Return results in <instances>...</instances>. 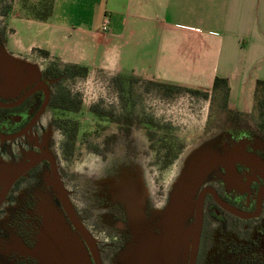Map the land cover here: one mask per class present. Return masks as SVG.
Returning a JSON list of instances; mask_svg holds the SVG:
<instances>
[{
  "label": "flooded vegetation",
  "instance_id": "obj_1",
  "mask_svg": "<svg viewBox=\"0 0 264 264\" xmlns=\"http://www.w3.org/2000/svg\"><path fill=\"white\" fill-rule=\"evenodd\" d=\"M41 67L40 73L34 68L0 72V264H41L37 251L57 226L56 218L89 264H154L142 256L141 245L163 241L170 195L164 204V190L145 199L134 216L124 199L102 193L86 172H74L73 163L79 153L89 152L105 161L118 157L129 173L142 158L149 159L150 173L156 168L165 173L180 160L184 142L173 128V143L164 142L163 131L146 129L136 115H123V108L112 122L91 115L83 127L78 119L83 111L74 114L58 105L69 79L53 66ZM75 121L79 128L71 147ZM113 126L116 131L108 134ZM257 127L231 113L216 125L208 121L203 139L222 130L215 146L228 151L238 146L250 159L201 173L193 168L187 179L196 181L192 213L175 227L194 228V234L182 242L167 235L162 251L169 255L157 264H264V131ZM138 129L145 131V150L139 148Z\"/></svg>",
  "mask_w": 264,
  "mask_h": 264
},
{
  "label": "crops",
  "instance_id": "obj_2",
  "mask_svg": "<svg viewBox=\"0 0 264 264\" xmlns=\"http://www.w3.org/2000/svg\"><path fill=\"white\" fill-rule=\"evenodd\" d=\"M19 23L27 50L89 74L208 93L227 79L234 110L252 109L264 81V0H53L49 21Z\"/></svg>",
  "mask_w": 264,
  "mask_h": 264
},
{
  "label": "rangeland",
  "instance_id": "obj_3",
  "mask_svg": "<svg viewBox=\"0 0 264 264\" xmlns=\"http://www.w3.org/2000/svg\"><path fill=\"white\" fill-rule=\"evenodd\" d=\"M42 0H0V33L4 39V45L8 52L14 56L28 60L32 64L43 67L53 66L57 62L48 61L39 50H27L22 38L17 34L21 19H33L30 7L38 5ZM12 7L10 13L5 15L6 7ZM1 44V43H0ZM60 65V64H59ZM63 67V65H60ZM134 98L136 101V117H150L151 119L170 125L179 138L184 142L186 149L180 160L165 173L157 168L150 173L147 166L149 159H141L136 171L129 173L120 164V159L110 155L105 161L89 152L79 153L74 160V172H86L100 188L102 193L113 199L111 193L118 194L119 190L128 191V183L133 182L141 185L144 189L145 198H156L161 190H164L163 199L169 197L183 175V162L188 153L207 134L208 121L216 125L226 115L222 109V98L213 91L208 93L209 98L182 92L167 96L163 91L155 87L150 81L134 77ZM63 86L71 93H77L85 97L87 103L99 101L94 106H101L106 111H112L116 115H122L123 103L120 99L119 86L116 77H107L102 74H88L86 78L65 80ZM213 97L210 98V95ZM98 99V100H97ZM83 113L78 117L81 125L87 126L91 121L88 106L82 102ZM230 107V105H229ZM245 120L252 126L257 127L261 122L255 108L244 111ZM89 119V120H88ZM259 127V126H258ZM257 127V128H258ZM260 128V127H259ZM142 129V127H141ZM261 129V128H260ZM111 127L108 134L115 132ZM139 148L145 150L149 143L145 138V131L137 130ZM154 158V154L151 155ZM163 204L165 203L162 202ZM162 204V205H163Z\"/></svg>",
  "mask_w": 264,
  "mask_h": 264
},
{
  "label": "water",
  "instance_id": "obj_4",
  "mask_svg": "<svg viewBox=\"0 0 264 264\" xmlns=\"http://www.w3.org/2000/svg\"><path fill=\"white\" fill-rule=\"evenodd\" d=\"M34 68L37 73L41 72L42 67L40 65L32 64L28 60L14 56L10 54L7 48L0 44V72L3 75L14 74L15 71L21 69ZM225 133L222 130H218L213 133V136H208L201 140L191 151L188 153L186 160L183 162L187 169H183L182 178L178 181L175 191L171 193L170 208L166 214V222L168 224L166 234L162 238L163 241L148 246L146 242L141 245L142 256L147 258L148 261L152 260L154 264L163 262L169 253L162 251L167 247L168 238L172 235L178 236L180 242L192 236L194 234V228L187 231L185 226L175 227V224H179L178 221L183 218H187L192 209V192L195 190L196 181L189 183L187 181L190 173H193V168L203 172L204 170L217 167L219 165H229L239 160L250 159V156L245 154L238 146H234L228 151L227 148L219 149L215 146L217 141L221 140L222 135ZM128 191L119 190L118 194L111 193L112 198L115 200L124 199L127 206L131 210L132 215L138 216L141 214L140 207L142 202L145 201L144 189L141 185L133 182L128 183ZM139 208V209H138ZM52 218H56V214L52 213ZM57 226L49 230V233L45 242L40 246L37 251V255H42L41 264H89L86 255L84 254L80 245L72 238L66 228L62 226V222L59 218H56ZM197 227L195 232L200 230L199 216L196 218ZM61 222V223H60ZM168 235V238L166 239Z\"/></svg>",
  "mask_w": 264,
  "mask_h": 264
},
{
  "label": "trees",
  "instance_id": "obj_5",
  "mask_svg": "<svg viewBox=\"0 0 264 264\" xmlns=\"http://www.w3.org/2000/svg\"><path fill=\"white\" fill-rule=\"evenodd\" d=\"M12 7L7 6L6 10L3 11L5 15H8L11 11ZM30 11L34 16V20L40 22H47L52 16L53 13V0H42L38 5L30 7ZM44 57H48L49 54L46 51H41ZM53 69L57 75H62L64 79L75 80L77 78H86L89 74V69L84 66L79 65H70L61 67L58 63L53 65ZM134 77L127 75L116 78V82L119 86L120 99L123 103L124 114L128 118L134 117L136 114V101L133 94V85H134ZM152 85L160 89L165 93V95L170 96L175 93L187 92L192 95H199L204 98H208V92L194 90L191 88L180 87L176 85L166 84V83H157L150 82ZM58 97V105H62V108L66 111L73 112L74 114H79L83 111L82 102L78 98V95H72L70 91L67 89H61L59 91ZM213 92L218 93L222 98V109L225 113H231L236 116H242L243 113L235 110L229 109V95H230V87L227 79L216 78L213 86ZM255 111L260 116L261 122L258 126L264 131V81H258L255 90ZM89 114L99 118L105 119L110 118V122L114 121V114L112 111H106L101 108V106H94L89 110ZM146 129L153 130H161L163 131V141H169V143H173L174 136L173 129L170 125H161L150 117L138 118L136 117ZM73 135L70 136V145L73 146L76 135L77 128H79V122L75 121Z\"/></svg>",
  "mask_w": 264,
  "mask_h": 264
},
{
  "label": "built area",
  "instance_id": "obj_6",
  "mask_svg": "<svg viewBox=\"0 0 264 264\" xmlns=\"http://www.w3.org/2000/svg\"><path fill=\"white\" fill-rule=\"evenodd\" d=\"M108 26H109V19L108 18H105L104 21H103V24H102L103 30L105 31L108 28ZM83 102H84L85 105L88 106V109H89V108H91V106H93L94 104L98 103L99 101L94 102V103H87V101H86V99L84 97Z\"/></svg>",
  "mask_w": 264,
  "mask_h": 264
}]
</instances>
